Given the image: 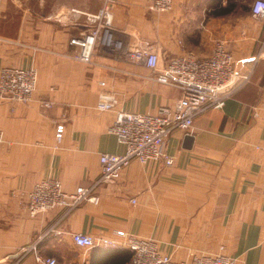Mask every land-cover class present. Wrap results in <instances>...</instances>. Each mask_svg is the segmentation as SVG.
I'll return each instance as SVG.
<instances>
[{
    "label": "crops",
    "instance_id": "obj_1",
    "mask_svg": "<svg viewBox=\"0 0 264 264\" xmlns=\"http://www.w3.org/2000/svg\"><path fill=\"white\" fill-rule=\"evenodd\" d=\"M243 1L247 9L236 13ZM146 2L115 0L111 25L126 47L155 51L160 64L184 54L207 57L216 40H224L237 59L264 49V18L251 15L252 0H176L163 13L149 12ZM101 4L0 0V67L38 71L28 104L0 101V264H12L20 247L41 236L38 253L58 264L129 262L130 250L122 246L75 245L71 234L78 232L96 239H117V232L153 239L177 261L222 247L239 264H264V59L222 109L195 119L190 149L182 146V131L171 134V166L133 159L117 183L97 189L98 204L85 202L66 216L61 208L27 213V194L41 180L56 179L73 192L99 176L102 153L124 151L109 130L118 110L153 114L181 96L154 82L143 65L101 47L90 63L71 59L76 47L69 40L86 30L79 12H96ZM226 7L227 14H215ZM239 68L246 71L250 63ZM102 92L116 96L112 110L96 108ZM39 100L54 105L43 108ZM61 118L63 138L57 139ZM51 226L57 231L47 234ZM23 264H38L33 252Z\"/></svg>",
    "mask_w": 264,
    "mask_h": 264
},
{
    "label": "built area",
    "instance_id": "obj_2",
    "mask_svg": "<svg viewBox=\"0 0 264 264\" xmlns=\"http://www.w3.org/2000/svg\"><path fill=\"white\" fill-rule=\"evenodd\" d=\"M114 2L115 0H102L100 9L96 12H79L86 30L69 40V44L76 47L71 59L90 63L95 49L101 47L113 56L143 65L151 71L154 82L178 89L181 96L174 104L161 106L153 114L118 110L109 130L124 147V151L118 155L102 153L99 156L101 171L90 186H81L73 192H66L56 179H43L38 182L26 197L25 208L30 216L56 208L63 209L66 216L85 202L98 204L97 189L117 183L122 171L133 159L142 164L155 162L171 166L174 157L166 150V142L171 134L180 130L184 135H191L195 119L208 111L222 109L228 99L250 82L256 63L264 59V49L249 59H237L227 49L224 40H216L211 54L207 57L196 58L184 54L160 64L157 52L144 47H126L123 41L115 37L110 20ZM175 2L176 0H147L146 9L153 13L168 12L172 11ZM250 13L254 18H264V0H252ZM246 63H250V68L242 71L239 67ZM37 72L33 67H0V101L28 104L37 88ZM39 104L47 109L54 105L50 100H39ZM116 104L117 98L113 93L102 92L96 108L99 111H109ZM55 129V137L63 138V118L56 123ZM3 135L0 129V148L4 142ZM48 230L47 234L57 231L55 226ZM116 234L118 238L110 240L96 239L92 235L79 232L72 233L71 238L75 245L87 250L97 246H122L131 252L127 264H239L237 259L223 254L222 247L219 253L211 255L197 252L190 254L185 260L177 261L162 253L156 240L143 239L128 233ZM42 238L41 236L37 241L20 247L12 264H23L24 259L32 252L38 264H58L55 258L38 253Z\"/></svg>",
    "mask_w": 264,
    "mask_h": 264
},
{
    "label": "water",
    "instance_id": "obj_3",
    "mask_svg": "<svg viewBox=\"0 0 264 264\" xmlns=\"http://www.w3.org/2000/svg\"><path fill=\"white\" fill-rule=\"evenodd\" d=\"M194 137L192 135H185L183 138V148L190 149L193 144Z\"/></svg>",
    "mask_w": 264,
    "mask_h": 264
},
{
    "label": "trees",
    "instance_id": "obj_4",
    "mask_svg": "<svg viewBox=\"0 0 264 264\" xmlns=\"http://www.w3.org/2000/svg\"><path fill=\"white\" fill-rule=\"evenodd\" d=\"M230 10L231 9L230 8H227V7L224 8V9H218L217 8L214 12H215L216 15H219V14L221 15V14H227L228 12H230ZM128 253H129L128 254V257L131 258V253L130 252H128Z\"/></svg>",
    "mask_w": 264,
    "mask_h": 264
},
{
    "label": "rangeland",
    "instance_id": "obj_5",
    "mask_svg": "<svg viewBox=\"0 0 264 264\" xmlns=\"http://www.w3.org/2000/svg\"><path fill=\"white\" fill-rule=\"evenodd\" d=\"M247 9V5L246 3L243 1V2H239L237 5H236V13L239 12V11H245Z\"/></svg>",
    "mask_w": 264,
    "mask_h": 264
}]
</instances>
